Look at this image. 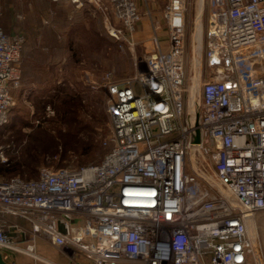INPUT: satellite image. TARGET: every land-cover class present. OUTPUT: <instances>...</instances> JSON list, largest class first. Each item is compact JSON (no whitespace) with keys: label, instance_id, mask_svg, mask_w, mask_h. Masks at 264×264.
Masks as SVG:
<instances>
[{"label":"built area","instance_id":"1","mask_svg":"<svg viewBox=\"0 0 264 264\" xmlns=\"http://www.w3.org/2000/svg\"><path fill=\"white\" fill-rule=\"evenodd\" d=\"M106 1L121 25L110 33L126 42L142 21L137 0ZM209 6L200 103L186 88L189 3L168 0L166 49L155 36L152 52L135 59L134 76L104 78L111 135L101 162L0 181L6 263L14 255L42 262V241L74 264L258 263L252 226L256 233L264 213V0ZM24 46L0 27V129L22 82Z\"/></svg>","mask_w":264,"mask_h":264},{"label":"rangeland","instance_id":"2","mask_svg":"<svg viewBox=\"0 0 264 264\" xmlns=\"http://www.w3.org/2000/svg\"><path fill=\"white\" fill-rule=\"evenodd\" d=\"M86 2L87 6L85 4L83 8L85 12L82 15H76L75 18L69 19V15L73 9L72 4L76 2L0 0V27L10 36L23 37L25 41L23 60L27 57V54L29 57L33 56L34 59L38 57L40 59L44 55L49 54L51 59H55L54 62L57 63L58 70L54 68V74H58L59 78H63L64 75L69 76L72 79L71 84L73 86L75 85L74 82L83 80L86 86L90 87L93 92L99 93L105 98V106H107L108 96L103 86L105 76L112 74L117 81L134 76L136 73L135 59L151 53L153 47L149 48V46L142 45L131 50L124 41L115 39L110 33L109 29L111 27L115 28L111 19V16L114 17V14L110 4L106 0H101V2L86 0ZM209 8L207 1H205L201 20H199V16V21L195 24L197 10L194 7L192 11L193 22L189 24L188 28L190 49L187 50V52L189 51V60L186 65V88L190 91L193 86L192 90H196V98L199 103L201 101L202 84L207 75L203 60L205 53V32L210 15ZM195 31H197V34H195L197 37L193 44L192 36H194ZM112 39L119 41L120 44H114ZM69 45H72L73 49L83 58V62L80 64L81 70L69 64L71 58V52L68 49ZM58 46H65V50L63 52L58 51ZM26 64L28 67L25 66L24 61L23 75L25 69L31 70V67L35 68L37 61L35 59L32 63L26 62ZM65 64L67 66L66 70L63 68ZM45 70L46 74L43 75L41 81L38 79L39 84H30V80H26L13 92L15 104L11 110L9 123L0 129V147H4L3 150L7 160L14 156H20L22 152L26 153L30 151L34 154L35 150L37 153L42 151L40 145L32 144L30 146V136L35 134L38 128L50 127L49 129L52 132H56L53 128L54 126L51 128V123L49 122L56 115L53 105L47 106L48 108H46L43 117L39 115V109H37L34 103L37 100V94L33 92L34 90L37 92L42 88L50 89L53 75L48 66L45 67ZM34 73L35 70L31 72V75L35 76ZM33 78H36V76ZM51 92L52 94L55 93ZM50 99L52 98H49L48 101ZM82 111L84 112V110ZM97 112L100 115L101 110L98 109ZM82 117L86 119L88 114L83 113ZM110 124L111 121L100 128L102 142L111 135ZM33 146H36V148H33ZM60 164L76 167L77 160L74 157L61 162L58 156H49L45 158L39 170L44 167L57 168ZM258 222L259 227L256 233L254 231L255 227L252 226L256 258L258 260L256 262L264 264V213L258 216ZM40 247L42 248L41 251L43 250L41 254L46 256L50 261L56 264H66L54 252L56 249L44 241L40 243ZM17 256L27 259L32 264H46L41 261L33 263L32 259L23 255H14L13 257Z\"/></svg>","mask_w":264,"mask_h":264},{"label":"trees","instance_id":"3","mask_svg":"<svg viewBox=\"0 0 264 264\" xmlns=\"http://www.w3.org/2000/svg\"><path fill=\"white\" fill-rule=\"evenodd\" d=\"M112 42L120 44L115 39H112ZM68 49L71 52L69 64L81 70L80 64L83 62V58L73 49L72 45H69ZM57 50L63 52L65 46H58ZM38 58H35L37 61L35 68H30L29 66L31 70L27 68L24 75L22 73V82L30 80V84H39L38 79L41 81L43 75L46 74L45 67L48 66L50 68L53 75L50 89L42 88L37 92L34 90L33 92L37 94V100L34 103L39 109V115L43 117L46 108H48L47 106L53 105L56 115L49 122L51 123V128L54 126L53 128L56 132H52L49 129L50 127H40L35 134L30 136V146L32 144L40 145L41 152L37 153L36 150L34 154L30 151L22 152L20 156L11 157L5 163L0 159V181H7L17 176L25 180L37 179L40 166L45 161V158L49 156H58L61 162L74 157L77 160L76 167L60 164L54 169L64 167L80 168L89 164L100 163L107 152L100 137V128L103 125H107L110 121L107 106H105V98L101 94L93 92L83 80L74 82L75 85L73 86L71 84L72 79L69 76L64 75L63 78H59V75L53 72L54 68L57 69V63L54 62L55 59H51L49 54L44 55L40 59ZM35 59L27 54V57L22 61V70L24 61L25 66L28 67L26 62L32 63ZM30 65L32 66V64ZM64 66L63 68L66 70V64ZM33 70H35L34 75L36 78L31 75ZM51 91L55 93L52 94ZM47 93L49 94L47 95ZM49 98L52 99L48 101ZM98 109L101 110L100 115H98ZM82 112L88 114L86 119L82 117ZM10 117L11 111L9 120ZM33 148H36V146H33Z\"/></svg>","mask_w":264,"mask_h":264},{"label":"crops","instance_id":"4","mask_svg":"<svg viewBox=\"0 0 264 264\" xmlns=\"http://www.w3.org/2000/svg\"><path fill=\"white\" fill-rule=\"evenodd\" d=\"M207 1V5H209V0H188L189 3V15H188V28L189 24H192V11L193 8L197 10L196 17H195V24L201 20L202 13L204 10V3ZM101 2V0H100ZM168 0H137V4L139 7V10L142 15V21L140 25L138 26V30L136 33L132 35H127L126 38V45L131 49L129 46V43H132L136 47L139 46H146L149 48L153 47V38L155 36H158L160 38V41L162 43V46L164 49H166L167 46V40H166V22L164 17V8L167 4ZM72 4V3H71ZM87 6L86 0H80V2L73 3V9L71 11V14L69 15V19L75 18L76 15H82L84 11V6ZM210 7V6H209ZM202 8V9H201ZM210 9V8H209ZM201 10V11H200ZM200 16V19L198 20ZM111 19L113 20V25H115V28L120 29L121 25L116 21L115 17L111 16ZM111 24V22H109ZM112 25V26H113ZM208 28V23L206 26V31ZM206 33V32H205ZM197 31H195L193 37V44L195 43V38L197 37ZM189 38H188V30H187V41H186V55H187V63L189 60V51L187 52L189 48ZM41 247L39 246L38 252L40 256L43 258V263L46 264H56L52 261H50L46 256L42 255L41 253ZM54 252L58 255V257L65 262L66 264H74L71 262L68 258H66L64 255L59 253L58 251L54 250ZM45 253V252H44ZM53 255V253H52ZM8 264H32L30 261L23 257H9L7 259ZM34 263V262H33Z\"/></svg>","mask_w":264,"mask_h":264},{"label":"water","instance_id":"5","mask_svg":"<svg viewBox=\"0 0 264 264\" xmlns=\"http://www.w3.org/2000/svg\"><path fill=\"white\" fill-rule=\"evenodd\" d=\"M194 136H195V139H194L195 143H199L200 142V132L197 131ZM0 264H7L4 261V259H3L1 254H0Z\"/></svg>","mask_w":264,"mask_h":264},{"label":"bare ground","instance_id":"6","mask_svg":"<svg viewBox=\"0 0 264 264\" xmlns=\"http://www.w3.org/2000/svg\"><path fill=\"white\" fill-rule=\"evenodd\" d=\"M193 90H194V89H193ZM193 90H192V91H193Z\"/></svg>","mask_w":264,"mask_h":264}]
</instances>
